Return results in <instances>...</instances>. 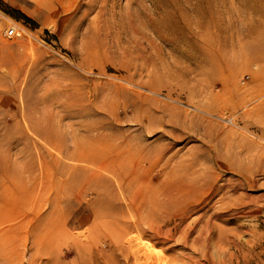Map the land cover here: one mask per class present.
<instances>
[{
  "label": "rangeland",
  "instance_id": "374dc122",
  "mask_svg": "<svg viewBox=\"0 0 264 264\" xmlns=\"http://www.w3.org/2000/svg\"><path fill=\"white\" fill-rule=\"evenodd\" d=\"M138 1L116 0L129 12ZM240 1L209 3L225 12ZM260 2L248 3L264 8ZM98 14L88 0H0V264H81L88 256L77 239L97 224L81 218L103 210L111 234L141 238L167 261L264 264V95L255 93L264 84V34L233 35L227 42L234 49L222 56L228 65L211 58L198 66L167 41L155 38L152 48L123 33L118 14ZM246 26L236 22L232 31ZM74 146L96 150L107 165L66 157ZM26 149L30 175L21 166ZM37 150L54 182L70 184L58 190L47 180L37 217L49 219L48 245L31 218L43 179ZM23 183L35 188L30 201ZM225 191L229 205L219 201ZM208 217L210 233L203 230L204 243L190 247ZM189 252L196 261L186 262ZM121 253L111 252L119 264H132L130 251Z\"/></svg>",
  "mask_w": 264,
  "mask_h": 264
},
{
  "label": "bare ground",
  "instance_id": "6f19581e",
  "mask_svg": "<svg viewBox=\"0 0 264 264\" xmlns=\"http://www.w3.org/2000/svg\"><path fill=\"white\" fill-rule=\"evenodd\" d=\"M88 1H89V5L96 6V8H98V12L104 19L114 17V14H118L117 21L119 22L123 33L130 32V34H133L139 37L140 40L144 39L146 43L148 44V46L152 48L157 47L154 44L155 38L161 41L162 40L167 41L170 43V45L172 44L174 48H180L181 56L184 55L188 59L195 61L198 66H203L205 63H208V61H210L211 58H214V60L221 63L223 59L222 56H223L224 51H226L228 48L234 49L233 43L227 42L228 38L233 39L232 37L233 35L236 36L237 38H239L240 36H243L244 38L245 37L253 38V37H259L260 35L264 34L262 32V24H264V12H263L264 8L256 7L255 5H249L248 3L249 1H251L253 3L259 2L260 4L261 0H249V1L241 0L244 2L241 4V1H240L239 9L235 10V8L232 6L228 8L226 11H227V17H228L227 24L230 25L229 27L228 25L223 26V22L226 21V17L224 16V13L226 11L222 12V9L218 8L217 4L215 5L214 3H209V0H180L177 3L175 2V0H151V2H149L151 3V6L147 8L146 6L143 5L141 0H139L138 3H135L136 4L135 9L132 12H131V9L129 12L127 11V8H121L120 4H118L116 0H88ZM143 14L145 15V17L143 16ZM100 15L98 14V16ZM96 19H98L99 21L100 18H96ZM130 21H132V24L130 23ZM236 22L238 23L242 22L243 24L247 26L246 28L244 27L245 29L241 31L235 29V31L233 32L232 27H235ZM137 25L141 26V28L137 27ZM140 30H143V31H140ZM149 30L153 33V36L147 37V32L150 33ZM208 40L211 42V46L209 45ZM256 47L257 46L250 47L249 52H252V50L257 51ZM249 62H250V57L248 56L246 60L244 61V66L245 65L247 66ZM222 65L224 67L225 65H228V62L225 64V62L223 61ZM260 72L262 73L264 77V67L260 68ZM255 93L257 95L263 96L264 95V84L258 87ZM52 127H53V124H52ZM52 127H50V129ZM83 128L84 130H87V131L92 130V129L97 130L96 127H93L92 129L90 127L89 128L83 127ZM45 134L46 133L43 132L42 136L45 139H47L45 137ZM94 141H93L94 143L97 142V140H94ZM49 143H51L52 146L60 149L59 147L61 143L56 142L51 139H49ZM102 143L103 142H98V144H102ZM94 146L95 144L93 145V147ZM74 147L72 148L73 150L71 149L65 150L64 154L66 157L77 159L79 161L89 163L90 165H95L99 161L101 162V166L107 165V161H103V158L100 159L97 157L96 153L93 152L94 149L93 150L92 148L78 149ZM123 147L128 149L130 148V145H128V143H125L123 144ZM94 151L97 152L96 150ZM20 154L22 155V159H23V162H21V166H23L25 172H28V175H30V173L32 172L34 168L33 159L30 154V151L26 149L25 151H21ZM23 154H27V156L24 157ZM38 154H39V151H38ZM58 154L59 155L63 154L62 150H58ZM7 158H9L8 153H7ZM13 159L14 161L16 160V158H13ZM52 160L54 161L53 163L56 164L57 160L55 158H53ZM38 163L40 166V170L42 172L43 179L39 182V185H38V189H37L38 194L35 199V204L34 206H32L31 218L33 219L35 217V219H33L34 220L33 231L35 233L39 232L38 227H42L43 230H41L40 235L45 240L46 244L48 245L50 243L49 236H48V234L50 235L49 233L50 227L48 223L49 219H46L45 217H37V215L41 212V209H42V205H43L42 197L44 195L43 193H45L46 188L48 186L47 180L51 178L53 186H55V188H58V190L59 189L67 190L68 188H70V184H68L69 182L67 183L66 182H59V183L54 182L53 180L54 174L52 175L49 173L50 164L44 159L43 156H40V154L38 157ZM16 164L17 162L15 161L14 166L18 168V165ZM235 184L231 185L230 189L232 188L236 190ZM22 185H23L22 187L26 190V196H27L26 199L30 201L34 197L35 188L34 186L27 188L26 187L27 185H25V183H23ZM214 187L212 188V190L215 189ZM220 187L222 188V186ZM224 189H227V188L223 187L222 191H224ZM16 190L18 191L17 188ZM219 191L221 190L219 189ZM227 192L226 191L223 192L219 200L224 205L226 204L229 205V201L224 200ZM228 195H231V194H228ZM169 199H170L169 197L163 198V203L164 201L167 203L171 202L172 200L170 199L171 200L170 201ZM163 203H161V205L162 206L164 205L163 206L164 212L165 211L167 212L168 209L173 210L171 206L170 207L166 206ZM171 204L172 202L170 203V205ZM230 206H233V204H230ZM165 207H168V209L167 210L164 209ZM232 208L231 209L228 208L231 211L230 214L233 216L237 215L239 213L238 210L235 208L233 209ZM228 209L227 211H229ZM172 210H170V212ZM109 216H110V212L103 210L100 214V217H98L97 212H91L89 215L81 218L82 221L90 220V221H93L94 224L97 223L96 225L93 226V228L87 231V234H84V235L82 234L81 238H78V239L76 238L78 240L76 242L77 247L79 248V250H81V253L82 251H84L88 256L87 259H84V260L81 259L83 260L81 264H119L118 257H116L114 254H111L112 250H115L116 254L118 255H121L122 251L123 252L126 250L130 251L131 256H132V264H180L182 263L181 262L182 260H179V259L175 260V258L173 260L169 258V260L167 261L168 258L165 259L164 257L160 256L159 251L153 248L148 242L143 241L141 238L139 239V238H136L135 236L127 237L123 241H121L124 238L125 233L117 231V232H114V235L111 234L113 226L109 222V219H107L109 218ZM203 216L204 215L201 214L199 218ZM209 221H210V217H208L207 219L204 220V222H202L203 224L201 225V228H200V236L198 232L197 233L198 237H195L192 240V245L190 247L195 249V245L199 246L201 243H204L203 237H202V231L206 230L207 232L209 231L210 233L211 226H210ZM97 225L101 228H98ZM233 232H234L233 235L235 237L236 231L233 230ZM207 236H204L205 239H207ZM222 237H223V234L221 231H219L217 238L219 239ZM234 237L231 239V242L236 244ZM190 253L191 252H189V255ZM191 254L194 255V253H191ZM189 255L186 254L187 257H185L184 255V257L187 260L186 262H189V261L193 262L197 260V256L195 255L189 256ZM194 264L196 263L194 262Z\"/></svg>",
  "mask_w": 264,
  "mask_h": 264
}]
</instances>
